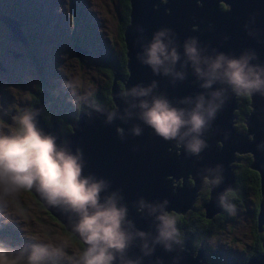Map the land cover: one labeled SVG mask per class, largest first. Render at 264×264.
Returning a JSON list of instances; mask_svg holds the SVG:
<instances>
[{
	"label": "clouds",
	"instance_id": "9594fccd",
	"mask_svg": "<svg viewBox=\"0 0 264 264\" xmlns=\"http://www.w3.org/2000/svg\"><path fill=\"white\" fill-rule=\"evenodd\" d=\"M196 4L203 7V0H196ZM255 19L252 14L244 25L253 38L259 32L254 27ZM213 27L209 22L204 31ZM135 31L138 35L134 43L140 49L135 58L140 65L148 67L153 76L167 78L173 87L191 74L192 83L200 91L169 97L153 79L119 89L116 97L120 104L109 107L97 100L95 89L84 80L71 76L60 80L53 92L65 93L66 102L75 109L83 108L88 121L94 114L103 116L105 125L119 120L115 132L121 141L128 136L140 137L147 128L150 139L171 145L169 155L182 153L199 160L210 147L215 121L230 100L264 98V62L254 48L236 55L202 43L195 35L186 36L181 43L172 27L156 29L150 39L142 25H136ZM45 107L26 104L14 109L0 104V226L15 222L24 233V243L19 246L0 240V264H145L146 259L149 264H164L162 257L155 256L158 247L169 254L175 252L171 264H180L185 239L177 216L169 210V199L150 201L139 196L132 201L136 215L149 222L147 230L138 227L130 217L123 189H113L112 181L103 176L85 174L83 149L77 146L73 150L69 138L61 139L40 126ZM129 123L127 129L121 126ZM256 147L264 152V141ZM137 150L134 146L133 151ZM224 173V165L217 163L202 167L195 176L201 189L208 191L224 183ZM171 190L175 195L176 189L171 186ZM23 192H34L46 206L65 216L82 247L69 252L63 240L50 242L29 236L14 210ZM232 192L231 187L219 192L216 206L236 216L239 209Z\"/></svg>",
	"mask_w": 264,
	"mask_h": 264
},
{
	"label": "water",
	"instance_id": "95a60500",
	"mask_svg": "<svg viewBox=\"0 0 264 264\" xmlns=\"http://www.w3.org/2000/svg\"><path fill=\"white\" fill-rule=\"evenodd\" d=\"M128 1L129 22L122 29L127 75L122 78L116 72L111 77L109 95L113 107L120 104L116 97L119 90L116 81H121L122 88H125L140 82L147 84L156 79L159 81L160 90L166 91L169 97H183L200 91L192 83L194 77L191 74L186 81L178 82L173 87L168 83L167 78L153 76L148 67L137 62L135 55L140 49L134 43L138 35L135 31L136 25H142L146 29L145 35L149 39L156 29L166 26L172 27L178 33L181 43L186 36L195 35L202 43H210L212 47L224 52H233L236 55L245 48H254L259 54L260 61L264 62V0H221L227 5V10L223 12L218 9V0H203V7L197 6L196 0H164L161 3L158 0ZM154 3L156 6H153ZM252 14L256 16L254 27L259 29L256 38L248 36L244 28ZM0 20L13 37L24 42V36L18 31V23L13 18L4 14L0 16ZM209 22L214 27L206 32L204 29ZM190 25H195L194 29L200 30L192 32ZM225 36L229 37L227 41L223 39ZM257 40L260 42L258 43ZM73 53L80 55L82 50L74 45ZM12 55L15 57L14 53ZM41 95L44 97L45 93L41 92ZM43 104L45 105L44 99L39 98L38 103L32 106L39 107ZM248 106L247 113L242 115L245 131L237 132L233 127V109L236 108V102L235 99L228 102L215 121V132L209 139L210 147L201 154L202 159L199 160L195 157L186 158L182 153L174 154L173 152L169 155L167 149L171 145L160 139H150L147 128L142 136H128L121 141L115 132L116 125L120 124L119 120L113 125H105L104 117L94 114V118L88 121L83 115V110L75 113L74 119L67 118L71 128L69 133H60L54 119L46 125L40 118V126L46 131L58 134L61 139L69 138L72 141L73 150L77 146L81 147L87 160L85 174L92 172L97 176H103L112 181L113 189L122 188L125 199L129 202L130 217L136 221L138 227L145 230L148 229L149 222L136 215L135 209L131 206L132 201L139 196L150 201L167 198L170 201L169 209L182 212L189 207L195 196L200 180L195 174L199 169L222 163L225 167L224 183L217 189L208 190V199L202 203L204 217L210 218L219 211V207L216 206V195L225 187L233 188V177L230 174L233 165H229V161L238 160L232 157L233 152H247L251 158L248 167L258 176L261 198L256 213V229L261 231L264 229V152L258 151L256 146L264 141V98L248 97ZM121 126L127 129L131 123ZM215 141L220 142L219 147L215 145ZM134 146L138 149L137 151H133ZM186 174H189L192 180L189 186L183 183ZM175 179H180V184L173 186L176 189V194L173 195L170 183ZM30 193L64 230L71 233L65 216L58 210L46 206L34 192ZM80 243L82 244L81 241ZM198 246L193 255H188L184 251V259L180 264H204V254L200 245ZM185 248H188L186 242ZM134 251L138 252V250ZM174 255H176L175 252L169 254L159 247L155 253V256L163 258L164 264H171V257ZM145 264H149L147 259ZM241 264H264V249L259 254L248 256Z\"/></svg>",
	"mask_w": 264,
	"mask_h": 264
},
{
	"label": "rangeland",
	"instance_id": "374dc122",
	"mask_svg": "<svg viewBox=\"0 0 264 264\" xmlns=\"http://www.w3.org/2000/svg\"><path fill=\"white\" fill-rule=\"evenodd\" d=\"M19 1L22 2L24 10L28 12L37 5L36 3L29 2V0ZM158 1L159 3L164 2V0ZM35 2L41 5L43 10L42 16L46 21L44 28H34L35 33L39 35L36 36L35 40H33L32 32H27L31 41H26L25 45L19 41L15 42L10 30L0 22V104L14 109L28 104L29 91L33 89V83L40 82V78L42 77L44 81H47L51 85V101L46 106L48 110L44 112L47 114H60L63 113V108L66 107L75 110V108L66 102L65 93L60 92L59 95H53L54 90L59 88V81L66 77L79 76L95 89L102 83V79L106 78V69L104 70L103 65L99 66L98 56L91 50H86L84 55H75L73 53L74 45L69 42L70 38L68 36V32L73 27L71 0H35ZM74 2L77 5L76 22L81 20L80 16H82L86 22V24L83 23L84 27L88 28L98 37L101 34L104 37L106 35L107 38L105 37L104 45H102V42L98 43V50L101 55H110L112 63L116 61L118 59L116 56L120 49L116 33L118 26L117 18L122 13V6L119 0H74ZM153 6H156V4L154 3ZM0 9L3 12L6 11L4 10L6 7H0ZM36 11L39 12L38 9ZM79 12H82V14H79ZM195 27V25L189 26L192 29ZM99 29L101 34L98 32ZM10 37L14 40H11ZM29 50L32 51L31 56L27 55L26 51ZM12 53L15 54V57H13ZM32 59L44 65L41 74L33 71ZM106 67H110L111 71L115 69L113 64ZM121 80L123 81V79ZM39 98L43 99L41 93ZM62 105L63 107L60 108ZM233 123L236 130H241L239 128L242 124V117L234 114ZM216 143L220 144L219 141H216ZM233 153V158L240 157L237 161L242 163L245 162L242 156L249 155L247 152L234 151ZM234 162L236 161H229V165ZM176 181L171 182V185L176 186L180 184V180L178 184ZM199 191V194H201L204 190L200 189ZM249 204L247 196L245 197L243 208L238 207V215L229 216L226 213V218L221 222L219 230L216 233H212L205 241L206 246L213 253L216 252V256L220 260L226 259L228 261V259H231L234 261L236 260V257L232 255L234 251L244 246L246 247L244 244L250 239V214L246 211ZM14 210L19 213V218L22 220L25 231L29 236L35 237L37 240L50 242L63 240L67 243L68 248L70 246L73 250H78L77 244L63 234L60 227L61 224L56 219L48 217V212L37 203L30 192L20 194L19 201L15 205ZM0 229L16 234V238L14 239L11 233V246H19L24 243V233L21 230V226L15 222H11L6 226H0ZM0 239L3 240L4 238ZM245 251L242 254L237 250L238 258L244 257Z\"/></svg>",
	"mask_w": 264,
	"mask_h": 264
},
{
	"label": "trees",
	"instance_id": "16d2710c",
	"mask_svg": "<svg viewBox=\"0 0 264 264\" xmlns=\"http://www.w3.org/2000/svg\"><path fill=\"white\" fill-rule=\"evenodd\" d=\"M29 2L36 3V7H33L29 12L24 10L22 2L19 0H0V7H3L6 9L5 12H3L0 9V16L7 14L10 18H13L18 23V31L22 33L24 36V43L26 44V41H31L30 36L27 32H32L33 40H35L36 36H39L35 33L34 28L40 27L44 28L46 26V21L42 16V8L41 5L35 0H29ZM121 6H122V13L117 18V37L120 44V49L118 51V55L116 56L118 59L116 61H111V56L108 54L101 55L98 48L99 44L102 42V45H104L105 37L107 36L101 34L100 29L98 32L101 34L100 37L93 34L92 31H90L88 28L84 27L83 23L86 24V22L83 20L82 16L81 20H78L76 22V8L77 5L74 0H71V9L73 11L72 19H73V27H71L70 32H68V36L70 38L69 42H71L72 45H77L82 50V55H84L86 50H91L97 54V58L99 59L98 64L99 66L104 67V70L106 69V78L102 79V83L95 88L96 92V98L97 100L109 107H113L112 101L110 99L109 95V84L111 77L113 73H119L123 78L126 77L127 71L125 68V50H124V43L122 40V29L123 27L129 22L128 19V12H129V1L128 0H119ZM78 4V3H77ZM4 5V6H3ZM79 5V4H78ZM217 6L220 11L227 10V5L223 3V1L218 0ZM38 9L39 12L36 10ZM79 14H82V12H79ZM2 23V21L0 20ZM76 22V23H75ZM79 24V25H78ZM88 29V30H87ZM191 29V28H190ZM88 31V33H87ZM90 32V33H89ZM34 35V36H33ZM87 35V38H86ZM98 35V34H97ZM12 36V34H11ZM13 37V36H12ZM10 37L11 40H17L21 42L18 38ZM86 38V39H85ZM23 39V38H22ZM14 40V41H15ZM16 42V41H15ZM81 44H80V43ZM30 51V50H29ZM26 51L28 56H31L32 51ZM97 51V52H96ZM33 64V71H37L38 74L42 73L44 65L39 63L37 60L35 61L32 59ZM113 64L114 71H111L110 67H106L107 65ZM55 79V78H54ZM41 83V84H40ZM116 86L119 87V89H122L121 81H116ZM44 85V86H42ZM42 87L45 91L50 95V87L51 85L47 83V81H44V79L41 77L40 82H34L33 83V89L29 91V101L28 104H35L38 103L39 95L42 90ZM117 88V87H116ZM236 102V108L233 109V113L235 115H238V117H242L243 114L247 113L249 106H248V98H237L235 99ZM63 107L60 106V108ZM80 110L85 111L83 108L76 109L77 112ZM72 108L66 107L63 108V113L68 116L72 113ZM52 115H57V125H58V131L60 133H69L71 131L70 125L63 121V116L60 114H47L44 112L41 116V120L46 124L49 125L50 118ZM75 118V115L72 119ZM233 127H235V124L233 123ZM235 129V128H234ZM241 130H236L237 132H243L245 130V127L243 123L240 125ZM216 142V141H215ZM244 157V156H243ZM246 162L242 163L240 161H236L232 163L233 165L230 174L232 175V184H233V192L231 195L234 197V201L237 204V206L242 207L245 202V197L248 196L250 204L246 208V211L250 214L249 219V233H250V239L244 244L243 248L236 249L235 252L238 250L239 252L245 251V256L242 258H236V260L228 259V261L220 260L216 256V252L213 253L211 249L206 246L205 241L212 233H216L219 228L221 222L226 218V213L222 211L219 208V211L214 213L210 218L204 217L203 214V207L202 203L205 202L208 199V191L205 192V194L201 196V202L193 201L182 212H176L173 210H170L175 214L179 221V227L181 229L182 235L185 239V242L187 244L192 245V249L190 250V246L188 248H185V251L188 253V255H193L195 253V250L198 245L202 248V253L204 254V264H241L248 256H254L256 254H259L262 252V249H264V229L261 231H257L256 229V213L258 210V202L260 201L261 195L259 192V183H258V176L257 173L251 169L249 166L251 162V158L249 155L246 156ZM188 183L190 185L192 184V180H188ZM32 195V194H31ZM194 199V198H193ZM38 203V202H37ZM39 204V203H38ZM190 208V209H189ZM243 208V207H242ZM46 211V210H45ZM48 217L50 219H55L51 214L48 213ZM59 224V223H58ZM60 225V224H59ZM63 234L73 242L77 244L78 250L82 247V244L80 241L70 232L63 229V227L60 225ZM12 233V232H11ZM11 233L7 230H1L0 229V238H4L3 241L11 244ZM12 237L15 239L16 234L12 233ZM9 238V239H6ZM2 240V239H0ZM75 244V247H76ZM69 252H73L75 250L72 249V247L69 246L68 248ZM233 250V249H232ZM190 251V252H189ZM243 254V253H242ZM234 256V254H232Z\"/></svg>",
	"mask_w": 264,
	"mask_h": 264
},
{
	"label": "flooded vegetation",
	"instance_id": "af4514ba",
	"mask_svg": "<svg viewBox=\"0 0 264 264\" xmlns=\"http://www.w3.org/2000/svg\"><path fill=\"white\" fill-rule=\"evenodd\" d=\"M16 42H17V40H15ZM25 42H26V40H25ZM21 44H23V45H25V43H23V42H20ZM0 62H1V60H0ZM41 92H44L45 93V96L43 97V99H44V103H45V106H47V104L51 101V93H50V95L47 93V91H45L44 90V88L42 87V90H41ZM40 92V93H41ZM44 105V104H43ZM55 106H56V104H55ZM57 107H59V106H57ZM56 108V107H55ZM46 110H48L46 107H45V111ZM50 113V112H49ZM75 113H77V111H76V109L75 110H73L72 111V113L70 114V115H66V113L64 114V113H60V115H62L63 116V121H65L66 123H68L67 122V118H69V119H71L72 120V118H73V116L75 115ZM50 114H52V113H50ZM49 114V115H50ZM51 119H54L55 121H56V119H57V115H52V117L50 118V120ZM58 126V125H57ZM217 147H219L220 146V144L218 145L217 143L215 144ZM174 154H178V153H175L174 152ZM233 155H234V153H233ZM248 154H246V156H247ZM246 156H242V159H245V162L247 161L246 160ZM233 157V156H232ZM236 157H237V155H236ZM240 158V157H239ZM238 158V159H239ZM175 180H177L176 181V183L178 184L179 183V180L180 179H175ZM188 180H191L190 179V176H189V174H186V176H185V178H184V184L186 185V186H189L190 185V183H188L187 181ZM171 184V183H170ZM172 186V185H171ZM173 187V186H172ZM201 189V187H200V180H199V183H198V188H197V190H196V192H195V196H194V199H193V201H197V202H199L200 200H201V196H202V194L204 195L205 194V192L206 191H203V193H201V194H199L200 193V190ZM196 197V198H195ZM192 201V202H193ZM169 210H171V209H169ZM190 246V250L192 249V245L191 244H188V247ZM231 248V247H230ZM232 249V248H231ZM233 251V250H232ZM190 252V251H189ZM234 256L237 258L238 257V254H237V252H235L234 251ZM243 256H241V258H242Z\"/></svg>",
	"mask_w": 264,
	"mask_h": 264
},
{
	"label": "bare ground",
	"instance_id": "6f19581e",
	"mask_svg": "<svg viewBox=\"0 0 264 264\" xmlns=\"http://www.w3.org/2000/svg\"><path fill=\"white\" fill-rule=\"evenodd\" d=\"M24 43V42H23ZM215 144H216V142H215ZM196 198V197H195ZM190 209V208H189Z\"/></svg>",
	"mask_w": 264,
	"mask_h": 264
}]
</instances>
